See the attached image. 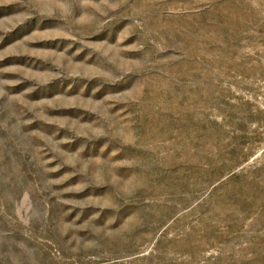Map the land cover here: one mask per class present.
Wrapping results in <instances>:
<instances>
[{"label": "rangeland", "instance_id": "rangeland-1", "mask_svg": "<svg viewBox=\"0 0 264 264\" xmlns=\"http://www.w3.org/2000/svg\"><path fill=\"white\" fill-rule=\"evenodd\" d=\"M0 264H264V0H0Z\"/></svg>", "mask_w": 264, "mask_h": 264}]
</instances>
